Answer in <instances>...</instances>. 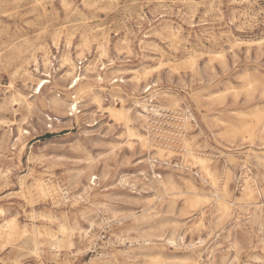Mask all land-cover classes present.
<instances>
[{
  "label": "rangeland",
  "instance_id": "1",
  "mask_svg": "<svg viewBox=\"0 0 264 264\" xmlns=\"http://www.w3.org/2000/svg\"><path fill=\"white\" fill-rule=\"evenodd\" d=\"M0 264H264V0H0Z\"/></svg>",
  "mask_w": 264,
  "mask_h": 264
},
{
  "label": "bare ground",
  "instance_id": "2",
  "mask_svg": "<svg viewBox=\"0 0 264 264\" xmlns=\"http://www.w3.org/2000/svg\"><path fill=\"white\" fill-rule=\"evenodd\" d=\"M79 79H80V78H76V79L74 80V82H73L71 88H72V87H75V86L77 85ZM40 81H41V80H40ZM46 82H48V81H47L46 79H44L43 81L40 82L39 85H36V87H35L36 90L34 91V93L39 94V93L41 92L42 87L44 86V84H45ZM146 111H147V110H146Z\"/></svg>",
  "mask_w": 264,
  "mask_h": 264
}]
</instances>
